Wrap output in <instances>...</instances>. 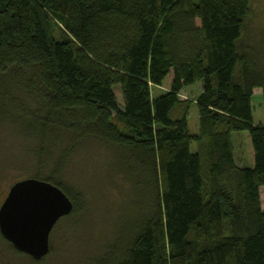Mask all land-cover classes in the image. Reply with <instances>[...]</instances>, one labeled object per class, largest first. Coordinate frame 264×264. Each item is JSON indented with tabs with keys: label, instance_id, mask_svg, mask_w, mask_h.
I'll use <instances>...</instances> for the list:
<instances>
[{
	"label": "trees",
	"instance_id": "16d2710c",
	"mask_svg": "<svg viewBox=\"0 0 264 264\" xmlns=\"http://www.w3.org/2000/svg\"><path fill=\"white\" fill-rule=\"evenodd\" d=\"M251 4L0 0V123L34 140L38 168L29 177L72 199L67 217L83 212L84 193L65 169L96 140L111 149L127 195L141 196L137 214L87 264H264V123L254 122L252 105L261 88L264 106V52L245 35ZM200 80L195 99L180 98ZM154 86L166 90L155 96ZM235 131L245 132L244 167ZM0 236L34 264L52 252L34 259Z\"/></svg>",
	"mask_w": 264,
	"mask_h": 264
},
{
	"label": "rangeland",
	"instance_id": "374dc122",
	"mask_svg": "<svg viewBox=\"0 0 264 264\" xmlns=\"http://www.w3.org/2000/svg\"><path fill=\"white\" fill-rule=\"evenodd\" d=\"M245 35L264 52V0H252L251 15L246 24ZM164 88V87H162ZM203 89V82L187 85L180 98L195 99ZM117 103L124 108L119 85L114 86ZM163 91L153 88L157 96ZM254 119L264 120L262 89L256 88L252 97ZM189 131L199 133V112L195 101L188 114ZM235 154L240 161L249 164V152L245 132L232 134ZM34 140L24 137L9 121L0 123V205L10 186L17 180L29 177L38 168L34 155ZM191 150H197L195 141ZM111 149L96 140L82 143L68 161L65 169L67 181L77 185L85 196V209L69 217H62L50 234L51 254L42 264H87L89 257L99 254L105 243L112 241L115 229L128 221L130 214L136 215V206L141 202L140 194L134 191L127 195L129 185L120 173L110 166ZM127 195V198H126ZM264 208V187L261 188ZM99 251V252H98ZM0 264H34L30 257L13 252L0 236Z\"/></svg>",
	"mask_w": 264,
	"mask_h": 264
},
{
	"label": "water",
	"instance_id": "95a60500",
	"mask_svg": "<svg viewBox=\"0 0 264 264\" xmlns=\"http://www.w3.org/2000/svg\"><path fill=\"white\" fill-rule=\"evenodd\" d=\"M74 208L57 185L35 177L13 183L0 205V233L20 252L41 259L51 250L50 234Z\"/></svg>",
	"mask_w": 264,
	"mask_h": 264
},
{
	"label": "crops",
	"instance_id": "0c3cea01",
	"mask_svg": "<svg viewBox=\"0 0 264 264\" xmlns=\"http://www.w3.org/2000/svg\"><path fill=\"white\" fill-rule=\"evenodd\" d=\"M153 88H156V89H158L159 91L162 90L163 92L166 90L165 88H162V87H159V86H154ZM163 92H162V93H163ZM254 122H255L256 124H263V123H264V120H263V121H262V120L256 121V120L254 119ZM234 157H235V161H236V163H237L239 166H241V167L247 166V163H246L247 160H246V161H242L241 164H240V161H238V158H237L236 154H234Z\"/></svg>",
	"mask_w": 264,
	"mask_h": 264
}]
</instances>
